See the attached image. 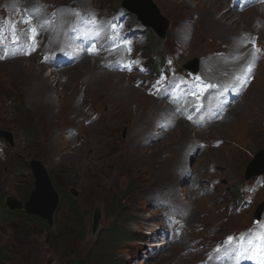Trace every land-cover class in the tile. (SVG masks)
Segmentation results:
<instances>
[{"label": "rangeland", "instance_id": "1", "mask_svg": "<svg viewBox=\"0 0 264 264\" xmlns=\"http://www.w3.org/2000/svg\"><path fill=\"white\" fill-rule=\"evenodd\" d=\"M1 1L15 9L24 0ZM152 1L169 19L170 28L161 38L149 27L140 40L139 48L150 57L151 67L157 70L170 57L180 72H186V64L197 59L200 71L206 68L209 75L227 80L235 65L217 54H245L246 59L235 64L241 72L248 65L256 70L246 86H236L245 93L242 100L216 127L188 125L186 135L176 125L163 132L160 120H167V109L143 86H137L142 76L124 77L120 72L103 76L106 70L99 65L101 74L75 67L77 64L50 71L39 54L0 62V130L15 135L14 147L0 140V264H77L79 260L85 264H161L166 258L165 264H198L206 247L251 226L252 208L235 212L231 204L239 202L244 193L248 166L257 155V159L263 156L264 6L261 11L258 7L239 12L229 0H218L222 10L236 15L232 25L219 22L216 16L212 21L207 18L208 0ZM70 2L101 15L125 8V0ZM131 14L132 22L138 23L137 15ZM185 22L191 26L188 35L185 29L180 32ZM245 34L257 37V46L251 45L260 58L257 65L249 59V43H244L246 47L240 40ZM53 41L54 36L43 45L49 48ZM41 64L43 70L38 68ZM129 84L136 90H127L124 86ZM217 141L222 143L217 145ZM201 143L205 146L196 154ZM34 158L52 174L61 196L49 229L45 219L41 220L46 225L36 219L39 217L27 219L22 211L3 214L5 208L9 211L5 205L8 196L29 199L35 186L29 168ZM185 169L197 173L202 188H185L181 181ZM71 188L79 191L78 198L70 194ZM164 191L175 201L188 199L183 201L189 214L187 232L180 243H161L157 255L147 248L152 254L147 256L145 247L158 246L151 245L149 236L164 222L162 212L144 196L149 192L152 200L161 192L165 197ZM251 198L255 204L262 203L264 187ZM129 205L134 208L131 217L126 215ZM99 206L102 218L93 231V215Z\"/></svg>", "mask_w": 264, "mask_h": 264}, {"label": "water", "instance_id": "2", "mask_svg": "<svg viewBox=\"0 0 264 264\" xmlns=\"http://www.w3.org/2000/svg\"><path fill=\"white\" fill-rule=\"evenodd\" d=\"M125 5L138 13L140 20L144 24L153 26L159 36H166L170 22L160 13V10L152 0H126ZM193 65L194 64H189L188 67L197 71V67ZM0 137H5L11 144H13V135L11 133L1 131ZM261 152L263 156L257 159V155V160L255 159L251 163L246 179L264 173V163L257 171H255V167L258 163L264 162V150ZM30 166L35 179V187L32 190L29 199L25 203H22L14 197H8L6 200V206L11 211L24 210L27 215L46 219L48 224L53 226V217L59 207L60 196L53 185L50 174L44 164L40 160L34 159L31 161ZM70 192L75 197L79 196V192L75 188H72ZM101 218L102 214L100 207H97L94 213L93 231H96L98 228ZM79 264H84V261L80 260Z\"/></svg>", "mask_w": 264, "mask_h": 264}, {"label": "bare ground", "instance_id": "3", "mask_svg": "<svg viewBox=\"0 0 264 264\" xmlns=\"http://www.w3.org/2000/svg\"><path fill=\"white\" fill-rule=\"evenodd\" d=\"M17 1V0H16ZM13 3V2H12ZM13 5H15V6H17V4H13ZM222 6H223V4H222V2L221 1H218V0H208V4H207V9H206V11H207V13L205 12V15L207 16V18L208 19H210V21H212V18L213 17H215L216 16V20H218L219 22H225V21H229V23L230 24H232V25H235L234 23L236 22V20H235V16L236 15H234L232 12H230V10H226V11H224V10H222ZM256 9H258V8H256ZM221 10L222 11H224L222 14H220L219 15V12H221ZM259 11H261L260 10V8H259ZM258 13V12H257ZM263 13V12H262ZM259 14V13H258ZM206 16H205V18H206ZM256 17V16H255ZM262 17H264V15H262ZM206 18V19H207ZM257 18H259L258 16H257ZM238 20V19H237ZM263 20V19H262ZM237 25V24H236ZM183 29H185V30H187V32H190L191 31V26L188 24V23H184L183 24V26H181L180 27V32H181V30H183ZM185 33V35H188L189 33ZM183 37V36H182ZM55 41V40H54ZM53 41V42H54ZM192 48V47H191ZM237 49V48H236ZM258 50H260L259 48H258ZM243 57H244V59H246V55L244 54L243 55ZM97 58H94V60H96ZM244 59H242V61L244 60ZM97 62H92L91 61V58H86L85 60H83V61H81V62H79L75 67H82L83 68V70H85V71H93V72H95V73H97V74H101V72L99 71V59L98 60H96ZM211 62H209V64H210ZM67 67H70V66H67ZM72 67V66H71ZM39 70H43L44 69V66L41 64V65H39ZM66 68V67H65ZM113 75H116L115 74V72H113V71H105L104 72V75L103 76H113ZM129 74H127V73H124V77L125 76H128ZM220 79H222V78H220ZM224 80H226V79H224ZM214 84H217L218 85V89L217 90H220L219 89V80H216L215 82H213ZM127 90L129 89L130 91H134V90H136V89H132L131 88V84H129V87L127 86V85H125L124 86ZM217 90H214V89H212V88H208V90L206 91V93H209L210 91H213V92H216ZM248 90V89H247ZM241 93H244L243 91H240ZM248 93H249V90L247 91ZM242 100V99H241ZM240 100V101H241ZM239 103V102H238ZM237 104V103H236ZM231 110V109H230ZM229 110V111H230ZM227 112V114H226V116L227 115H229V113L230 112ZM240 119V118H239ZM223 122H224V120H223ZM241 123V122H240ZM220 124H222V123H220V122H214V123H211V124H208L207 126L209 127H214L213 125H215V127L216 126H218V125H220ZM177 125L178 126H181L183 129H184V134H186V135H189V133H190V129H189V126L188 125H190L189 123H187L186 121H178L177 122ZM233 125V124H232ZM206 126V127H207ZM237 125H235L234 124V126L233 127H236ZM234 136H236V137H238V135H237V133H234L233 134ZM264 162H261V164H263ZM45 166V165H44ZM45 168H46V166H45ZM47 169V168H46ZM31 171H32V169H31ZM47 171H48V169H47ZM173 192V191H172ZM173 193H175L176 194V192H173ZM173 196V195H172ZM145 198H147V200H148V203H154V200H151V197H152V195H150L149 194V192H147L146 194H145V196H144ZM187 201V199H185L184 200V202H186ZM139 203H141V202H139ZM127 210H126V215H127V217H131V216H133V210H134V208H133V205H129V206H127ZM158 214V213H157ZM136 215V214H135ZM156 216V215H155ZM147 224V223H146ZM144 227V226H143ZM167 244H168V242H166ZM151 245H162L161 243L160 244H157V243H152ZM140 251V250H139ZM143 252H147V254H148V256H150V255H152L151 253H150V250L149 249H146V250H144ZM142 252V253H143ZM136 254V253H135ZM174 256V255H173ZM131 258V257H130ZM168 259L166 258V259H162L161 260V264H165V262L167 261ZM125 264H128L127 262H125Z\"/></svg>", "mask_w": 264, "mask_h": 264}, {"label": "snow or ice", "instance_id": "4", "mask_svg": "<svg viewBox=\"0 0 264 264\" xmlns=\"http://www.w3.org/2000/svg\"><path fill=\"white\" fill-rule=\"evenodd\" d=\"M32 31H35V29H32ZM0 39H2V36H0ZM13 39L15 40L16 37L14 36ZM211 87H214V86L213 85H202V86H199V94L203 95L208 90V88H211ZM191 95L196 96L197 95L196 91H193L191 93ZM188 118L191 119V116H189Z\"/></svg>", "mask_w": 264, "mask_h": 264}, {"label": "trees", "instance_id": "5", "mask_svg": "<svg viewBox=\"0 0 264 264\" xmlns=\"http://www.w3.org/2000/svg\"><path fill=\"white\" fill-rule=\"evenodd\" d=\"M53 182H54V184H55V181H54V179H53ZM33 186V185H32ZM76 209L74 210V212L76 213ZM5 214H7L6 212H5ZM25 217L27 218V219H32L31 217H28V216H26L25 215ZM34 218H36V217H34ZM40 223H43L44 225H46L45 223H44V221H42V220H40V219H38V218H36ZM46 227L48 228V226L46 225ZM49 229V228H48ZM115 234H117L116 232H115ZM128 233L127 232H124V233H122V236H125V235H127Z\"/></svg>", "mask_w": 264, "mask_h": 264}, {"label": "flooded vegetation", "instance_id": "6", "mask_svg": "<svg viewBox=\"0 0 264 264\" xmlns=\"http://www.w3.org/2000/svg\"><path fill=\"white\" fill-rule=\"evenodd\" d=\"M35 185V184H34Z\"/></svg>", "mask_w": 264, "mask_h": 264}]
</instances>
